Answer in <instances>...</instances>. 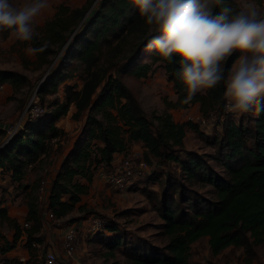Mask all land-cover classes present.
Instances as JSON below:
<instances>
[{"label": "trees", "instance_id": "1", "mask_svg": "<svg viewBox=\"0 0 264 264\" xmlns=\"http://www.w3.org/2000/svg\"><path fill=\"white\" fill-rule=\"evenodd\" d=\"M251 1L262 4L264 0ZM225 2L233 11L241 10L237 0ZM156 34L154 26L139 15L133 0H88L79 7L59 4L53 18L35 30L29 41L31 48H43L34 52V63L48 69L38 88L34 84V99L44 108V114L37 119L28 117L0 146V175L7 173L13 189L25 192L29 187L24 182L27 168L48 158L54 145L56 151L60 150L67 132L58 122L74 109L71 118L82 124L80 131L55 177L50 182L43 179L45 193L39 198L55 220H63L67 227L75 224L82 239V221L88 218H68L69 214L86 211L79 204L89 193L95 175L112 168L128 153V145L135 143L153 168L149 182L164 181L160 191L147 187L141 191L162 219L159 227L167 242L159 246L146 238L128 239L120 225L110 221L95 234H87L86 244H100L110 256L122 249L126 264H190L192 245L207 237L215 256L232 247L243 248L252 258L255 247L264 244V113L250 112L248 117L236 120V113L225 112L223 83L183 103L188 91L176 75L180 58L169 62L146 47ZM235 59L234 55L226 67L230 68ZM30 63L24 61L25 66ZM159 69L177 92V100H166L168 110L163 114L148 115L129 80H142ZM0 84H8L16 92L30 85V79L22 72L0 69ZM194 104L205 118L213 115L218 119L211 127H219L220 132L210 136L193 122L175 121L169 111ZM187 131L213 146L214 153L186 148ZM6 136V127L0 125V138ZM211 159L222 172L216 170ZM199 185L211 187L210 194L200 192ZM43 220L51 221L42 216L35 198L28 203L26 222L30 227L26 229L8 214L7 207L0 206V252L11 251L23 230L27 234L24 246L29 250L23 261L6 257L0 264H38L32 242H44L40 234ZM4 225L14 231L11 241L3 234ZM61 257L66 259L64 253Z\"/></svg>", "mask_w": 264, "mask_h": 264}, {"label": "rangeland", "instance_id": "2", "mask_svg": "<svg viewBox=\"0 0 264 264\" xmlns=\"http://www.w3.org/2000/svg\"><path fill=\"white\" fill-rule=\"evenodd\" d=\"M88 0H49V8L44 10L39 16L35 18L34 29L40 30L45 21L53 18L56 7L65 2L72 7H79L85 4ZM96 0H94L95 2ZM244 8L248 3L254 2L251 0H239ZM14 5H21L28 0H11ZM239 3V2H238ZM257 10L264 14L263 4L257 5L253 3ZM240 5V4H239ZM29 41H20L11 37L10 32L5 34L0 31V68L7 70L19 71L28 76L30 79V85L24 86L22 89L14 92L12 87L5 86V90L0 92V125L8 127L10 124L17 122L23 112L25 106L33 99L36 90L43 81L47 74L48 69L46 66L39 67L36 63V57L34 52H30ZM29 60L31 63L28 66L24 65V61ZM38 82V83H37ZM129 82L137 91L139 100L142 107L148 115L156 113L158 115L163 114L168 110L165 101L177 100V92L173 89L172 84L167 81V78L162 69L156 70V72L142 80ZM37 87H35L34 86ZM37 84V85H36ZM36 88V89H35ZM59 96H63L62 89L59 92ZM198 105H191L185 109H170L169 111L173 114L175 121H187L189 115L198 113ZM250 114H237L236 120L240 117H248ZM214 117L217 121L218 119ZM210 117V118H211ZM214 123V122H212ZM62 125L68 129L66 138L69 139L77 131L79 124L74 122L71 117L64 118ZM203 132H206L210 136H214L215 132H220V128L215 127H199ZM6 138H0V144L4 143ZM65 139V141L67 140ZM186 148L195 150L199 153H206L212 155L214 153L213 146L206 143L204 140L199 138L196 133L187 131L185 136ZM1 144V145H2ZM62 145L59 151H56V145L53 147V151L48 158H44L40 163L35 166H29L25 174L24 182L29 184L28 189L20 193L13 189L14 185H8L11 188V196L22 198L21 205L28 206L30 199H34L38 204L43 216L44 208L42 203L39 201V186L43 179L49 178L51 175V165L58 154L61 152ZM128 152L131 153H142L141 147L131 143L128 145ZM53 158L52 160L50 158ZM211 164L216 168L217 171L222 172L223 169L219 166L215 160H210ZM149 171L142 177L138 178L134 185L127 190H116L106 183V181L100 177L98 184L91 186L90 191L87 195L83 196L82 201L79 205L86 207L85 212L74 210L69 214L68 218H89L91 217H104L107 224L114 221L120 225L121 230L129 239L135 238H146L151 242L163 246L167 240L163 236L160 230V224L162 219L158 216L157 212L153 208L152 202L146 197L141 191L142 187H147L149 190L160 191L164 184V181L152 184L149 182L148 174L153 173V168L149 166ZM177 171L178 178L180 173ZM174 174V172H173ZM2 186V185H1ZM0 186V189H1ZM4 188L7 189V186ZM198 190L204 194L209 195L211 187L209 186H197ZM14 190V191H13ZM1 193L5 191L0 190ZM13 192V193H12ZM10 193V192H9ZM5 195V194H4ZM14 198H12L13 200ZM86 217V218H85ZM81 219V220H84ZM26 222V216H24ZM80 220V222H81ZM90 218L82 221L81 235H86L87 224L90 222ZM44 221V220H43ZM58 221H50L47 228L50 230V238L60 248L61 238L63 237L64 231L67 225ZM59 224V225H57ZM56 228V230H55ZM3 231H7V227L3 226ZM93 235V234H91ZM208 238H201L195 242L191 248L190 264H264V244L255 247V255L252 258H248L243 248H227L225 251L218 255H213L208 247ZM3 242V241H2ZM29 252L28 249H26ZM107 249L100 244H93L87 242L86 246H82L78 249L75 255L71 258L63 259L60 255V260L57 264H126V259L122 249H117L114 252V256L107 255ZM36 257L38 256L37 252Z\"/></svg>", "mask_w": 264, "mask_h": 264}, {"label": "clouds", "instance_id": "3", "mask_svg": "<svg viewBox=\"0 0 264 264\" xmlns=\"http://www.w3.org/2000/svg\"><path fill=\"white\" fill-rule=\"evenodd\" d=\"M133 4L157 33L146 47L169 62L180 58L176 75L188 91L183 103L223 83L225 112L264 113V14L253 3L239 11L225 0H133ZM49 6V0H28L19 6L0 0V31L31 41L35 18Z\"/></svg>", "mask_w": 264, "mask_h": 264}, {"label": "built area", "instance_id": "4", "mask_svg": "<svg viewBox=\"0 0 264 264\" xmlns=\"http://www.w3.org/2000/svg\"><path fill=\"white\" fill-rule=\"evenodd\" d=\"M5 90V85L0 84V92ZM33 99L26 105L20 119L10 124L7 129V136L3 145L15 134V132L23 126L25 120L29 117L30 119H37L44 114V108ZM33 104V105H32ZM228 113V112H227ZM187 121L197 124L199 127H210L212 122H217L214 117L205 118L201 113H193L188 116ZM149 164L147 161L138 153H124L118 158V162L110 169H102L100 175L110 184L114 189L127 190L131 187L138 178H142L149 171ZM45 193V181L43 180L39 187V198L42 199ZM43 217L48 220H55L53 212L44 208ZM107 225V221L102 217H91L90 222L87 224L86 233L95 234L101 228ZM30 224L24 222L23 228H29ZM80 246L79 236L77 234V226L75 224L67 227V230L63 237L62 250L67 257H73L78 251ZM32 247L37 250L38 264H57L58 255L53 250L43 251V247L38 242H32ZM22 261L25 258H20Z\"/></svg>", "mask_w": 264, "mask_h": 264}, {"label": "crops", "instance_id": "5", "mask_svg": "<svg viewBox=\"0 0 264 264\" xmlns=\"http://www.w3.org/2000/svg\"><path fill=\"white\" fill-rule=\"evenodd\" d=\"M237 1L239 2L240 6L243 7L242 4L240 3V1L239 0H237ZM250 3H252V2H250ZM262 4L264 6V1H263ZM257 5H259V4H257ZM0 69H2V68H0ZM7 86L11 87L10 85L6 84V87ZM72 111H74V109L71 110V113H72ZM71 113H69V115L66 116L65 118L71 117ZM63 119H61L58 122V126L61 127V128H63L65 131H68V129H66L62 125ZM74 122H76V121H74ZM78 124H79V127H78L77 131H75V133L73 134V136L71 138L67 139L66 141L65 140L62 141V145L63 146H62L61 153H59L56 158L53 157V158H55V160L53 161V163L51 165L52 166L51 167L52 172H51V175H50V177L48 179L49 182L55 177L56 172L59 169L60 164H61L64 156L72 148L73 143H74V141H75V139H76V137L78 135V132L80 131V127L82 125L81 123H78ZM1 144H0V146H1ZM136 145H138V144H136ZM53 158L51 157L50 159L52 160ZM26 172H27V170H26ZM100 177L102 178V176L98 172L95 175L94 180H93L91 186H93L94 184H98V179L100 180ZM11 184L12 183L10 182V178H9V175L7 173H3V174L0 175V186L2 185L0 190L5 191V193H4L5 195L0 192V206L7 207L8 214L12 218L16 219L21 225H23L24 222H25L24 216L27 217V214H28V206L21 205L22 198L18 197L19 195L16 197V199H15V196L12 195L13 196L12 198H14L13 200H12V198L11 199L9 198L11 196V191L12 190H11V188H8V185H11ZM5 186H7V189L4 188ZM17 191H19V190H17ZM20 193H23V192H20ZM89 218H90V216H89ZM87 220H86V222H87ZM53 221L62 222L61 220H53ZM48 224L49 223H45V221H43V229L41 230L40 234L43 236L44 242L43 243H40V244L43 247V251H45V250H53L54 252L57 253L58 256H60L63 253V250H62V242H63L64 234H65V232L67 230V227H66V229L64 231L63 237L61 238V245H59L60 246V248H59V247L56 246V244H54V243H57V242H53L52 239L49 236L50 233L47 232L48 230H50V227L47 228V225ZM57 225H59V224H57ZM4 226L7 227V231H3V234L7 237V239H9L11 241L12 238H13L14 231L11 230L7 225H4ZM55 230H56V228H55ZM86 235H83L82 236V239H79V241H80L79 248H81L82 246H86L87 245L86 244V241L88 240V238L87 239L85 238ZM26 240H27V234H26L25 230H23L21 237L16 242L15 247L11 251H9V252H7L5 254H2L0 252V263L6 257L7 258H12V257H20L21 258V257H23L25 259L28 258L29 252L26 251L27 248L24 246ZM36 252H37V250H36ZM65 257L68 258L66 255H65Z\"/></svg>", "mask_w": 264, "mask_h": 264}, {"label": "water", "instance_id": "6", "mask_svg": "<svg viewBox=\"0 0 264 264\" xmlns=\"http://www.w3.org/2000/svg\"><path fill=\"white\" fill-rule=\"evenodd\" d=\"M47 72H48V71H47ZM2 145H3V144H2ZM2 145H1V146H2Z\"/></svg>", "mask_w": 264, "mask_h": 264}]
</instances>
